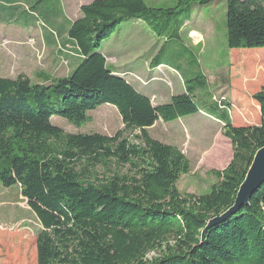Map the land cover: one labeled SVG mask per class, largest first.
<instances>
[{"label":"trees","instance_id":"16d2710c","mask_svg":"<svg viewBox=\"0 0 264 264\" xmlns=\"http://www.w3.org/2000/svg\"><path fill=\"white\" fill-rule=\"evenodd\" d=\"M214 1L177 0L174 7L153 8L143 0H93L80 7L67 31L79 58L66 76L48 83L0 77V183L19 187L41 226L36 264H264V181L248 205L201 238L207 222L233 204L264 146V85L258 86L264 57H246L257 74L248 90L254 124H235L245 121L235 106L223 94L214 99L231 159L222 170H209L215 182L197 195L177 188L179 176L190 170L186 156L146 129L198 113L192 94L207 84L205 75L183 80L184 93L154 105L127 82L129 72L114 74L100 51L130 19L174 39L189 3ZM222 1L227 47L264 48V0ZM103 104L117 109L123 126L111 136L68 133L51 121L57 116L80 127ZM136 130L134 141L125 136ZM97 166L104 170L101 177ZM155 251L163 253L146 260Z\"/></svg>","mask_w":264,"mask_h":264},{"label":"rangeland","instance_id":"374dc122","mask_svg":"<svg viewBox=\"0 0 264 264\" xmlns=\"http://www.w3.org/2000/svg\"><path fill=\"white\" fill-rule=\"evenodd\" d=\"M6 2L12 3V0ZM152 2L153 0L150 2L147 0L148 5H153ZM222 2L223 5L220 3L205 7L198 5L202 8V12L197 16V19L204 27L207 26L205 33L208 38L202 44L203 47L199 48L197 55L191 56L186 51L175 50L171 43L162 50L163 61H167L168 66L162 65L153 72L150 71V67H146L139 71L141 76H134L143 84L151 82L149 89L150 91L155 90V92L150 96V99L155 102L160 101V95L157 93L169 90V81L173 83L175 93H179L182 91L181 84H183L180 81V76L184 80H188L200 74L207 75L209 83L204 87H198L192 94L196 105L204 111L203 113L208 116L219 115L220 110L217 109L214 99L229 91V95L231 92L232 96H236L237 106L242 110L245 118V121L234 120V123L254 124L256 122L255 113L248 111L249 106L245 103L250 100L245 85H251L257 74H255L254 67H250L246 57L237 59L233 51L242 54L255 49H230L227 47L226 5L224 1ZM63 3L65 6L68 5V3ZM29 6L30 8H25L23 4L19 6L0 4V73L15 68L14 72L9 75L14 76L19 73L27 76L31 83H48L51 79L66 76L70 71L68 69L72 66L61 61L57 54L59 43L68 41L67 34L66 36L62 32L57 34L56 28L50 26L46 17L48 7L55 11H60L61 7L57 0H36L32 4L29 3ZM9 10L17 11L18 15L4 14ZM58 17L64 19L63 16L58 15ZM28 20L35 28H22L25 23L29 22ZM133 25L127 22L125 25L122 23L118 26V29L110 36L111 39L106 40L108 43H104L106 44L104 53L110 55L113 50L111 42L115 38L124 40L128 37ZM142 27L150 30L147 25ZM145 34L149 35L147 32ZM155 37L157 39V36ZM152 46L150 44L146 51H153ZM177 58H182L180 63L176 61ZM132 67L138 68L139 66ZM108 68L121 71H131L132 69L129 66L114 68L109 64ZM9 75L7 74L5 77H10ZM151 75L152 77L148 80H144ZM134 76L128 74L126 78L131 80ZM262 85H264V81L258 86ZM87 115V122L81 124L80 127L57 116H52L51 121L68 133H99L111 136L123 128L120 115L111 104L100 105L89 111ZM231 115L233 116L232 113ZM198 117L203 116L200 114L190 115L170 122L156 121L153 126L146 129L150 137L162 143L176 146L186 156L190 170L187 174L179 176L176 183L177 188L181 193L197 195L207 193L209 187L215 182V179L210 176L209 170H222L231 159L230 142L222 135V124L209 118L201 120ZM137 134V130L135 132L127 131L125 136L134 141ZM114 167L111 166L116 170L117 168ZM95 170L101 177L103 168L97 166ZM118 171L121 169L119 168ZM40 230L41 226L27 205L26 199L20 194L19 187L17 185L4 187L0 183V264H36L35 239ZM162 253L163 251L150 252L147 254L146 260L150 261Z\"/></svg>","mask_w":264,"mask_h":264},{"label":"crops","instance_id":"0c3cea01","mask_svg":"<svg viewBox=\"0 0 264 264\" xmlns=\"http://www.w3.org/2000/svg\"><path fill=\"white\" fill-rule=\"evenodd\" d=\"M7 0H0L1 5H10V4H15V5H21L23 4L25 8H30L29 3H33L36 0H12V3H7ZM93 0H57L58 4L61 7L60 11H55L54 9L47 8L46 10V17L48 18L47 21L50 24V26H54L57 30H54L57 34L58 33H63L64 36H66L67 31L69 30V27L73 21H75L77 18L80 17V7L86 4L91 3ZM147 4V0H143ZM220 1V2H218ZM68 3L67 6L64 5V3ZM150 2V0H148ZM153 5H148L153 8H170L174 7L177 4V0H153ZM216 3H220L223 5V2L221 0L214 1L210 4L207 5H200V7H205L209 5H213ZM225 4V3H224ZM199 4L196 3H189L186 6V9L189 10V16L188 18L182 23V25L178 28L177 34L174 39L168 40L164 36H157L151 29L147 30L144 29L142 26L147 25L144 21L139 20V19H130L124 23V25L127 22H130L134 24L131 26L132 31L130 32V35L126 37L124 40L116 39L111 42L112 45V53L110 55H107L104 53V47L106 44H102V47L100 49L101 53L105 57L106 60V65L108 66L111 65L114 68H119L121 66H129L131 71L129 70H118V69H111L114 74H119L121 72H129L130 74L136 75V76H141L139 71L144 70L146 67H150V71L153 72V70H157L158 67H161L162 65H169L167 61H163L164 58V53H162V50H164V47L172 43V48L175 50L180 49V50H185L188 52L191 56H195L199 53V48H202V44L205 43L206 38H208V35H206L207 31V26L204 27V25L199 22L197 19V16L202 12V8L198 6ZM226 8V6H225ZM30 12H35L31 11ZM29 12V13H30ZM1 13V10H0ZM61 13V14H60ZM6 15L10 16H16L18 15L17 11L14 10H9L7 12H4ZM58 15L63 16L64 19H59ZM29 21V20H28ZM36 23V22H35ZM46 23V22H45ZM47 23V24H48ZM35 28L31 24V22L25 23L22 28ZM150 28V27H149ZM60 30V31H59ZM147 32L149 35L147 36L145 34ZM147 36V37H146ZM157 36V39L156 37ZM108 39H111L110 37ZM61 42V41H60ZM108 43V42H106ZM153 45V51H146V48H148L149 45ZM119 49L117 50V48ZM141 51V52H140ZM184 51V52H185ZM233 53L236 55V58L239 59L241 57H259L263 56L264 57V48H256L255 50H251L248 52H243L242 54H239V52L233 51ZM57 54L59 55L61 61H64L66 64L72 65L68 70H73L77 65L78 62V51L76 46L71 42V41H65L64 43H59L57 46ZM182 58H177L176 61L178 63L181 62ZM109 61V62H108ZM153 64H156V66L152 67ZM132 66H139L138 68L132 67ZM74 67V68H73ZM73 68V69H72ZM15 68L6 70L5 73H0V77L4 78H10L14 79L19 73L11 76L9 75L10 73H13ZM69 71V72H70ZM68 72V73H69ZM7 74L10 77H5ZM138 76V77H139ZM135 77V76H134ZM133 77V79L129 80L128 78L125 77L127 82H129L137 91L142 93L143 95L147 96L150 98V96L155 92V90L149 89V85L151 84H143L140 82L139 79H136ZM151 76L145 78L144 80H148ZM207 79V83H209V78L207 75H205ZM180 81L183 83V77H179ZM142 79V78H141ZM139 80V81H138ZM169 83V90L164 93H157L160 95V101H155L153 104H162L166 103L170 100L171 96L184 93L185 88L184 84L182 85V91L179 93H175V87L171 81ZM250 85H245V90L248 93ZM229 91L222 93L227 100H229L233 106L237 109V111L243 116L242 110H240L237 106V98L236 96H232L231 92L230 95L228 93ZM237 95V94H236ZM245 103L248 104L249 108L247 109L248 111H254V106L252 105L251 101L247 100ZM246 109V108H245ZM245 109H243L245 111ZM201 109L198 111V113L193 114V115H202L203 117H198L201 120H205L206 118H209L216 123L221 124L218 119H216L215 116L211 115H205ZM246 112V111H245ZM252 113V112H251ZM231 114V112H230ZM190 116V115H189ZM232 117V115H231ZM249 117V116H248ZM197 119V118H195ZM245 119V118H244ZM161 121V120H158ZM189 121V120H188ZM155 124V123H154ZM153 126V125H152ZM191 127V126H190ZM185 129V127H184ZM228 140V139H227ZM229 141V140H228Z\"/></svg>","mask_w":264,"mask_h":264},{"label":"water","instance_id":"95a60500","mask_svg":"<svg viewBox=\"0 0 264 264\" xmlns=\"http://www.w3.org/2000/svg\"><path fill=\"white\" fill-rule=\"evenodd\" d=\"M264 181V146L259 148L252 159V162L239 185L233 204L221 215L210 219L201 232V238L204 237L205 231L211 226L224 221L230 217L239 208L248 205L249 198Z\"/></svg>","mask_w":264,"mask_h":264}]
</instances>
